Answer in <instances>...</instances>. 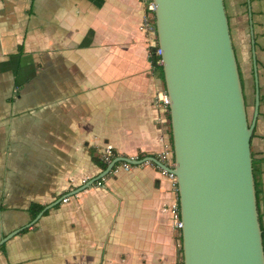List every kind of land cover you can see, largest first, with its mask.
<instances>
[{
	"label": "crops",
	"instance_id": "0c3cea01",
	"mask_svg": "<svg viewBox=\"0 0 264 264\" xmlns=\"http://www.w3.org/2000/svg\"><path fill=\"white\" fill-rule=\"evenodd\" d=\"M223 3L264 251V0ZM143 13L140 0H0V264L180 263L157 165L102 176L92 159L106 143L136 160L172 149Z\"/></svg>",
	"mask_w": 264,
	"mask_h": 264
},
{
	"label": "water",
	"instance_id": "95a60500",
	"mask_svg": "<svg viewBox=\"0 0 264 264\" xmlns=\"http://www.w3.org/2000/svg\"><path fill=\"white\" fill-rule=\"evenodd\" d=\"M184 264H264L249 125L223 0H155ZM138 164L141 160L114 158Z\"/></svg>",
	"mask_w": 264,
	"mask_h": 264
},
{
	"label": "built area",
	"instance_id": "2783aa9c",
	"mask_svg": "<svg viewBox=\"0 0 264 264\" xmlns=\"http://www.w3.org/2000/svg\"><path fill=\"white\" fill-rule=\"evenodd\" d=\"M141 4L143 5L144 13L142 19L139 24V29L143 32L146 36L152 39L153 46L156 43V24H155V10L157 8L155 0H140ZM156 55L161 56L162 50L158 46L155 49ZM157 64L162 65V59L160 58L157 61ZM169 96L166 91V87L159 89V91L155 95V104L159 105L162 109L164 114L169 113ZM114 154V147L110 143H106L101 150V159L104 162H110L112 156ZM133 159V158H132ZM156 159L161 162L164 167L157 166L160 175L165 177L169 183L171 184V190L174 194H176L177 198L174 199L172 202L167 203L164 206V210L167 211L169 214L171 224L175 230H179L182 228V221L180 218V211H179V204H178V188H177V176L173 173L171 169L174 167V155L173 150L164 149L161 153H159ZM121 166L124 169L130 168V163L126 161H121ZM112 170V169H111ZM110 170V171H111ZM116 169H114L115 172ZM64 202L67 201V198L63 199Z\"/></svg>",
	"mask_w": 264,
	"mask_h": 264
},
{
	"label": "trees",
	"instance_id": "16d2710c",
	"mask_svg": "<svg viewBox=\"0 0 264 264\" xmlns=\"http://www.w3.org/2000/svg\"><path fill=\"white\" fill-rule=\"evenodd\" d=\"M158 47V42H157V38H156V43L155 45L151 48V62H152V65L153 67L158 71V75L161 79V84L163 87H165V80H164V72H163V67L161 64H157V61L161 58V56L159 55H156L155 53V49ZM168 119L170 121V115L168 113ZM170 138H171V143H172V135H171V125H170ZM117 155L113 154L110 162L116 158ZM92 159L93 161L99 165L103 170H106L107 167H108V164L110 162H104L101 157H96L94 154L92 155ZM119 164V163H116V165ZM114 165V166H116ZM113 166V167H114ZM252 168H253V175H254V164L252 162ZM254 183H255V194H256V201H257V205H258V190H257V187H256V182L254 180ZM179 204V203H178ZM42 207L39 206V205H36V204H31L30 206V210L32 211V214L33 216H35L39 211H41ZM259 209V208H258ZM259 211V210H258ZM259 223H260V228L261 230L263 229L262 226H261V216L259 214ZM179 231V240H180V253H181V261L179 264H184L183 263V255H182V235H181V229L178 230ZM4 244L0 245V251L2 250Z\"/></svg>",
	"mask_w": 264,
	"mask_h": 264
}]
</instances>
